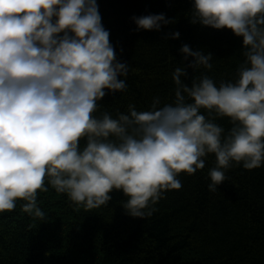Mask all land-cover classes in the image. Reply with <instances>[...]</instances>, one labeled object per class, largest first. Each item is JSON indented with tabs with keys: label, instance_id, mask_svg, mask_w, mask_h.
<instances>
[{
	"label": "clouds",
	"instance_id": "9594fccd",
	"mask_svg": "<svg viewBox=\"0 0 264 264\" xmlns=\"http://www.w3.org/2000/svg\"><path fill=\"white\" fill-rule=\"evenodd\" d=\"M188 19L241 38L235 78L217 84L206 74L212 53L184 44L174 100L155 96L149 109L129 104L113 117L98 102L126 92L129 64L117 58L97 0H0V213L21 202L46 220L38 194L50 186L86 211L120 192L125 213L146 219L209 154L210 192L233 167L264 166V0H192ZM131 20L136 31L174 23L163 13ZM189 69L205 71L189 84Z\"/></svg>",
	"mask_w": 264,
	"mask_h": 264
},
{
	"label": "trees",
	"instance_id": "16d2710c",
	"mask_svg": "<svg viewBox=\"0 0 264 264\" xmlns=\"http://www.w3.org/2000/svg\"><path fill=\"white\" fill-rule=\"evenodd\" d=\"M102 24L110 33L117 58L129 64L126 92L106 95L100 112L149 109L155 96L161 104L174 100L172 72L187 44L213 55L209 75L217 82L233 80L244 57L241 38L229 29L189 22L192 0H97ZM165 14L174 23L160 31H136L133 16ZM179 32L178 38L171 34ZM191 83L204 69L188 70ZM99 115V112L97 113ZM226 130L227 118H217ZM84 144V141H81ZM215 156L193 175L181 173L179 190L167 191L146 219L125 213L120 192L107 206L77 210L64 194H38L46 214L40 221L24 213L20 203L0 213V264H264V166H236L216 192L208 190V172Z\"/></svg>",
	"mask_w": 264,
	"mask_h": 264
}]
</instances>
